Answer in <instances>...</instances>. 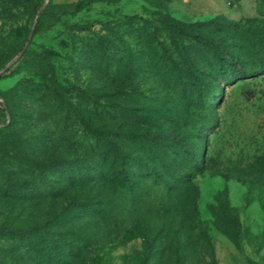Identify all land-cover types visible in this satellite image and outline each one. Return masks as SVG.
<instances>
[{
    "label": "rangeland",
    "instance_id": "obj_1",
    "mask_svg": "<svg viewBox=\"0 0 264 264\" xmlns=\"http://www.w3.org/2000/svg\"><path fill=\"white\" fill-rule=\"evenodd\" d=\"M0 264H264V0H0Z\"/></svg>",
    "mask_w": 264,
    "mask_h": 264
},
{
    "label": "trees",
    "instance_id": "obj_2",
    "mask_svg": "<svg viewBox=\"0 0 264 264\" xmlns=\"http://www.w3.org/2000/svg\"><path fill=\"white\" fill-rule=\"evenodd\" d=\"M211 48H212L211 45H209V46H208V49L211 50ZM215 55L219 57V59H218V60H219V61H218V64H220V63H222V62H225V63L227 64V66L235 68V71H237L239 77H246V76L250 75V73H248V72L246 71V69H244L243 67H241V66H240V68L237 67V66H239L238 63H237V61H235V60H230L226 55H222V54H220V53H216ZM238 61H239V60H238ZM220 66H221V64H220ZM210 67L212 68V65H210ZM118 164H119V163H118L117 160H113L112 165H113L114 167H116ZM127 177H128V176H127L126 174L123 175V172H122V173L119 175V177H118L117 180H118L119 183H121V184L129 185V181H130V180H129ZM75 257H76V256H75ZM75 257H71V259H73V258H75Z\"/></svg>",
    "mask_w": 264,
    "mask_h": 264
},
{
    "label": "water",
    "instance_id": "obj_3",
    "mask_svg": "<svg viewBox=\"0 0 264 264\" xmlns=\"http://www.w3.org/2000/svg\"><path fill=\"white\" fill-rule=\"evenodd\" d=\"M22 54H23V53H22ZM22 54H21V56H22ZM21 56H20V57H21ZM20 57H19V58H20ZM16 61H17V60H16ZM16 61H15V62H16ZM15 62H13V64H14ZM7 69H8V68H7Z\"/></svg>",
    "mask_w": 264,
    "mask_h": 264
}]
</instances>
